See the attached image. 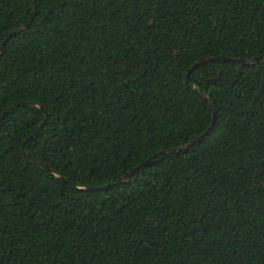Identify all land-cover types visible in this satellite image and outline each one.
<instances>
[{
    "label": "trees",
    "instance_id": "obj_1",
    "mask_svg": "<svg viewBox=\"0 0 264 264\" xmlns=\"http://www.w3.org/2000/svg\"><path fill=\"white\" fill-rule=\"evenodd\" d=\"M1 116L0 264H264V0H0Z\"/></svg>",
    "mask_w": 264,
    "mask_h": 264
},
{
    "label": "water",
    "instance_id": "obj_2",
    "mask_svg": "<svg viewBox=\"0 0 264 264\" xmlns=\"http://www.w3.org/2000/svg\"><path fill=\"white\" fill-rule=\"evenodd\" d=\"M219 59L224 60L223 58H213V59H208V60H206V62L216 61V60H219ZM202 63H205V61L202 62ZM200 64H201V62H200V63H197V64H194V65L192 66V68L189 70V72H191L192 70H194V69H195L198 65H200ZM199 90H200V92L203 94V96H205V91H204L201 87H199ZM206 100H207L208 103H209V106H210V108H211V110H212L213 118H214V116H215V111H214L213 104H212L211 100H210L208 97H206ZM1 118H2V116L0 117V119H1ZM42 126H43V123L38 127V129H37L35 132H33V134L36 133V132H37ZM30 137H31V136H30ZM30 137H29V138H30ZM198 140H199V138H197L195 141H198ZM191 144H192V143H190L189 145L185 146V148L188 147V146H191ZM173 151H175V150H173ZM157 155H159V154H157ZM153 157H156V155L153 156ZM30 159H31L32 161L36 162V161H35L34 159H32V158H30ZM149 160H150V159H149ZM149 160H147L145 163H147ZM145 163H143L142 165H144ZM137 169H138V168H135L133 171L127 173L123 179H127L128 177H131V175L133 174V172L136 171Z\"/></svg>",
    "mask_w": 264,
    "mask_h": 264
}]
</instances>
